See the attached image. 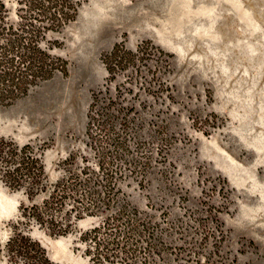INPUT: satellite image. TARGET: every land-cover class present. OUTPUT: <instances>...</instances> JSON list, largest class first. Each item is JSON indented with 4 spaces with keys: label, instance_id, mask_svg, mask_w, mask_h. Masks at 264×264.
<instances>
[{
    "label": "rangeland",
    "instance_id": "obj_1",
    "mask_svg": "<svg viewBox=\"0 0 264 264\" xmlns=\"http://www.w3.org/2000/svg\"><path fill=\"white\" fill-rule=\"evenodd\" d=\"M76 1L40 39L65 71L0 104L41 165L0 171V264L18 231L53 264H264V0Z\"/></svg>",
    "mask_w": 264,
    "mask_h": 264
},
{
    "label": "trees",
    "instance_id": "obj_2",
    "mask_svg": "<svg viewBox=\"0 0 264 264\" xmlns=\"http://www.w3.org/2000/svg\"><path fill=\"white\" fill-rule=\"evenodd\" d=\"M23 3L17 13L18 20L8 18V12L0 0V104L6 105L25 95L39 81L47 79L55 70L65 71L64 63L40 46V39L48 31H57L74 19L76 0H16ZM0 138V153L7 154V164L1 166L2 175L10 177L13 173L29 174L41 172V165L34 154L28 153L26 146L18 147L10 143L4 149ZM23 172V173H22ZM26 175V176H27ZM16 187L17 183H9ZM35 191L40 187H35ZM52 193L47 198H52ZM89 210V207L83 208ZM82 209V210H83ZM90 211V210H89ZM35 215L39 220L41 217ZM94 231V229H93ZM65 231H51L53 235ZM88 235V234H87ZM90 241L95 233L89 234ZM8 258L18 256L22 264H53L37 242L21 231L12 234L6 241Z\"/></svg>",
    "mask_w": 264,
    "mask_h": 264
}]
</instances>
